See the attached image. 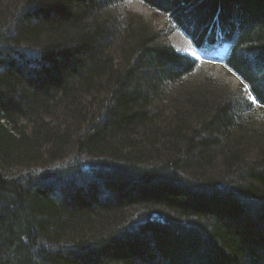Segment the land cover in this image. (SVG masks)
Instances as JSON below:
<instances>
[{
	"label": "trees",
	"instance_id": "obj_1",
	"mask_svg": "<svg viewBox=\"0 0 264 264\" xmlns=\"http://www.w3.org/2000/svg\"><path fill=\"white\" fill-rule=\"evenodd\" d=\"M119 1L0 0V264H264V0Z\"/></svg>",
	"mask_w": 264,
	"mask_h": 264
},
{
	"label": "rangeland",
	"instance_id": "obj_2",
	"mask_svg": "<svg viewBox=\"0 0 264 264\" xmlns=\"http://www.w3.org/2000/svg\"><path fill=\"white\" fill-rule=\"evenodd\" d=\"M133 2H138L137 4L139 6H134ZM116 5L117 11L123 13V15L132 13L142 18L144 23L148 25L149 29H152L154 32L159 33L160 39L158 40L162 41L163 43L167 42L169 46H171L173 51H177L179 53V51L184 47H187V50L190 48L188 42L184 38L181 39V36L178 34L176 27L172 25V22L169 19L168 15L161 13L155 8L145 5L140 0L119 1L116 2ZM120 6H122V9ZM121 21L123 20L121 19ZM194 55L195 54H192V56ZM200 62L203 65L196 63L191 72L187 73L182 78L192 79V82L210 79L212 81H216L218 85L225 86L228 90L236 89L238 83H240L234 75H229L227 73L228 70L225 67L221 68L218 63H210L207 60H203L202 58H200ZM192 82L188 83L187 85L192 84ZM138 211H141V209L139 208Z\"/></svg>",
	"mask_w": 264,
	"mask_h": 264
},
{
	"label": "bare ground",
	"instance_id": "obj_3",
	"mask_svg": "<svg viewBox=\"0 0 264 264\" xmlns=\"http://www.w3.org/2000/svg\"><path fill=\"white\" fill-rule=\"evenodd\" d=\"M137 3H138V2H137ZM137 3H136V2H133V5H134V6H135V5H136V6H139ZM140 5H141V4H140ZM134 6H133V7H134ZM140 7H142V6H140ZM143 7H144V6H143ZM144 8H145V7H144ZM139 9H140V8H139ZM145 10H146V9H145ZM143 11H144V9H143ZM143 11H142V12H143ZM173 38H174V37H173ZM173 40H174V39H173ZM180 40H181V39H180ZM184 44H185V43H184ZM226 46H227V45H226ZM227 47H228V46H227ZM188 50L190 51V49H188ZM180 51H184V48L181 49Z\"/></svg>",
	"mask_w": 264,
	"mask_h": 264
},
{
	"label": "snow or ice",
	"instance_id": "obj_4",
	"mask_svg": "<svg viewBox=\"0 0 264 264\" xmlns=\"http://www.w3.org/2000/svg\"><path fill=\"white\" fill-rule=\"evenodd\" d=\"M229 71H231V69H229ZM233 74L235 75V73H233ZM247 87H248V86L245 85V89H246V90H247ZM250 98H251V97H250ZM253 102H255L254 99H253Z\"/></svg>",
	"mask_w": 264,
	"mask_h": 264
},
{
	"label": "clouds",
	"instance_id": "obj_5",
	"mask_svg": "<svg viewBox=\"0 0 264 264\" xmlns=\"http://www.w3.org/2000/svg\"><path fill=\"white\" fill-rule=\"evenodd\" d=\"M177 53V52H176Z\"/></svg>",
	"mask_w": 264,
	"mask_h": 264
}]
</instances>
